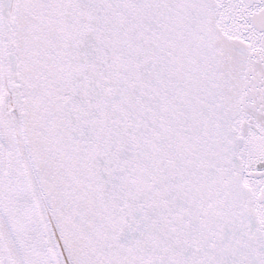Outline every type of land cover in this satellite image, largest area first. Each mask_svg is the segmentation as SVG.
I'll use <instances>...</instances> for the list:
<instances>
[{
  "label": "snow or ice",
  "instance_id": "snow-or-ice-1",
  "mask_svg": "<svg viewBox=\"0 0 264 264\" xmlns=\"http://www.w3.org/2000/svg\"><path fill=\"white\" fill-rule=\"evenodd\" d=\"M0 264H264V0H0Z\"/></svg>",
  "mask_w": 264,
  "mask_h": 264
}]
</instances>
